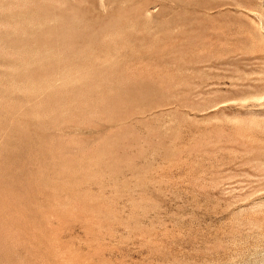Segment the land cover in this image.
<instances>
[{
	"label": "rangeland",
	"instance_id": "rangeland-1",
	"mask_svg": "<svg viewBox=\"0 0 264 264\" xmlns=\"http://www.w3.org/2000/svg\"><path fill=\"white\" fill-rule=\"evenodd\" d=\"M0 264H264V0H0Z\"/></svg>",
	"mask_w": 264,
	"mask_h": 264
}]
</instances>
